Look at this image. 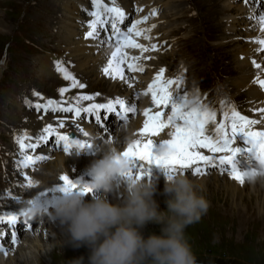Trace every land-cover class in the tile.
<instances>
[{"label":"rangeland","instance_id":"obj_1","mask_svg":"<svg viewBox=\"0 0 264 264\" xmlns=\"http://www.w3.org/2000/svg\"><path fill=\"white\" fill-rule=\"evenodd\" d=\"M55 1L0 0V19L5 20L6 25L10 27L8 32L3 33L0 31V192L5 191L4 193L12 198L18 196L17 193L20 189L21 199H24L23 194L26 195L25 197H29L31 190L32 194H39L40 190L45 187H39L38 189L34 187L42 185L47 181V178L53 179L58 172H64L65 169L70 168V165H73V160L70 158L64 167L65 169L61 166L56 167L57 163L54 161L49 163L47 168L43 166L33 171L35 174L27 173L22 170L20 151L17 150L19 149L18 143L12 138L8 127L19 123L14 118L17 116L13 113L15 106L14 108L11 107L12 104L8 98L9 95L14 94L15 90L19 93L28 92L29 94L32 91L31 85H34L40 92L43 91L40 95L41 98L46 99L48 96L52 98L60 95L56 99H62L63 95L59 89L71 87L72 81L65 79L64 75L60 77L58 71H56L53 79L47 77L44 81L39 72V66L44 57L50 55V57H55L60 61L62 66L73 76L76 71L73 59L67 60L64 45H57L56 40L59 38V33L55 22L51 21L49 24L51 17L47 16L48 10H53ZM155 1L157 2L156 6L162 8L160 18L166 21V24L160 27L159 32V35L164 34L166 36L165 40H158L160 45L163 46L161 49L159 48L161 52L154 50L156 55L159 54L158 59L156 57L154 60L158 69L156 73H160V69H164V72L168 71V74L174 75V81L180 78V87L187 94L202 96V98L210 96L207 103L214 105L216 113H224V108L231 109L232 107H235L242 115L252 111L254 105L247 89L242 90L240 93L236 92L238 88L234 84L233 77L235 76L229 73L235 67L232 50L224 46H217V43L225 34L224 24H222L224 18H222V14L216 12L223 1L173 0L174 2L170 7H164L161 0ZM190 4L196 7V13L191 12V9L187 11ZM173 7H177L178 11L183 8L181 19H175L177 9L171 10ZM181 15L179 16L181 17ZM163 16H166V18H163ZM52 25L56 27L53 31L51 30ZM45 32H48V34ZM50 33L57 39L53 40ZM157 39L158 37L155 40L156 42H158ZM57 48H61L62 51H59L58 54L52 53V51L56 52ZM186 76L189 77V81H187ZM22 81L24 84L29 85L27 86L29 90L22 89ZM103 81H95L94 78L88 77L82 80L81 84L87 86L90 91L100 93L101 96H97V99L102 100L109 98L111 95L108 87L109 82ZM101 82L102 85L99 87ZM93 86L96 88L94 89ZM69 93L73 99L79 101L82 97L80 93L84 92L70 90ZM203 94L206 95L203 96ZM25 117L32 128L37 125L34 130H38L43 126L37 115L26 112ZM23 120L24 118H22ZM123 128L125 127L120 129ZM123 130V133H127L128 129ZM38 132L41 131H36V133ZM7 133L11 138L6 135ZM115 140L116 143H120L119 137ZM123 140L120 147L126 144ZM12 164L19 174L21 172L26 177H31L32 180L37 178L36 186L27 185L28 183H25L22 178L21 182L23 181L25 185L21 188L22 185L17 180L18 176L13 177L14 181L17 180V182H11ZM86 166L88 167V165ZM86 166H83L84 168L76 173V177L85 171ZM160 182L162 181H158V185ZM208 183H211L210 180ZM211 185L206 187L205 190H207L203 193L209 202L207 211L199 220L187 225L185 228V237L191 245L197 264H264V185L257 182L254 184L256 187L253 189L245 184V188L235 193L225 189L223 185L217 187L218 189L214 185L212 188ZM255 189L257 190L255 191ZM197 191L199 192V189ZM44 195L41 194V196ZM153 198L159 204L160 210H166L168 194L164 192V187L156 189ZM36 226H32L34 231L38 228ZM161 227L155 222H148L141 231L147 237L152 233L160 234ZM52 233L54 234L48 236L41 247H33L31 250H27L26 254L22 253V255L16 253L12 259L7 256L5 264H67V261L80 256H84L87 260L90 252L89 248L86 245L78 248L73 247L68 242L64 227L62 233L59 234L58 231ZM23 237L24 235L20 237V242H22Z\"/></svg>","mask_w":264,"mask_h":264},{"label":"bare ground","instance_id":"obj_2","mask_svg":"<svg viewBox=\"0 0 264 264\" xmlns=\"http://www.w3.org/2000/svg\"><path fill=\"white\" fill-rule=\"evenodd\" d=\"M133 1H135L136 3L137 10L141 8L144 10V12L140 13L142 17H144L145 14H146L145 16L147 17L149 16L147 20H142L143 22L141 21L142 22L141 25L137 27L138 29L144 30L142 34L140 36H137L136 34L131 35L132 39H134L137 43L145 45V49L134 48L130 45H124L123 47H121V50L117 53V56L115 58H113L111 54L112 52L116 51V46L106 43L105 38L103 39V36H102V39L100 38V34L102 33V31H100L99 34L94 35L92 37L86 36V33L90 30V25L89 24L85 25V21L87 22L86 15L87 14L90 15V13L93 11L91 6L88 5L89 3H91V0H56L53 10H50V11L48 10V15H47L51 17L49 20V24L51 21H53L55 22L58 28L59 38L58 40H56L57 45L58 44L59 45L62 44V46L64 45V50L67 52V56H66L67 60L73 59V63L75 62L74 64L75 69H76L75 74L78 76L77 78L80 79V81L85 80L88 77H90L91 79L94 78L95 81L104 80L106 82H109L108 87H109V91L111 94L110 96L113 97L112 98L113 100H115L117 97L124 99L126 95L132 94L133 104H134L135 99L136 100L140 99L142 101L140 105H142L143 102L145 103V107L142 108V110L140 109L141 112L138 113V116L130 120L129 122H127L128 126L125 127L126 130L128 129L127 133L125 132L123 133L124 131L123 129L125 128L118 130L116 127L110 124V125H107L109 128V132L105 134L103 139L101 138L102 136L99 137L100 140L98 141L101 142L107 138V143H104V145L111 144L112 147H115L120 152H122L127 147L128 143H130L124 137H131L132 140L144 138L139 133V129L143 127V121L145 119L143 115V110L145 108H150L152 111L157 110V107L152 103L151 98H145V96L137 94V89L142 91L144 95L150 93L148 91V87L152 83V81L155 80L154 77L157 74L156 72L158 71L157 63H155L154 60L159 54L156 55L154 50L160 51L161 45L158 40L166 39V36L164 34L159 35L160 29H161L160 27L162 25H165L166 21L165 19L160 18V16L162 15V8H158L156 6L157 2L155 0H115L114 4H113V0H107L109 7L118 6V7H121L122 9L126 8L128 15H129L128 11L134 13L133 9L135 6L134 4H132ZM241 1L242 0H226V1L224 0L220 8L216 10V12L222 15L229 13L225 17V21L222 23L224 24L223 26L225 29V34L219 40V42L217 41L218 42L217 46H224V47L229 48V50L230 49L232 50L231 52L234 55L233 63L235 67H234V70L229 71V73L230 75L236 77V78L233 77L234 84L238 88L236 92L240 93L242 92V90L247 89V93H249L248 95H250V98L252 99L251 102L254 105L252 111L248 112L245 116H248L249 119H254L258 121L256 125L252 126L254 129L264 130V111H256V109H264V87H261L256 82L257 78L264 79V45L259 43L260 40H264V23L260 22L259 19L256 18L255 14H257V12H255L254 9L251 8L253 7L254 4L250 6H244L243 4H236L237 2H241ZM260 1L261 0H254V3H259ZM173 2H174L173 0H167V1L161 0V4H163L164 7H170V5L173 4ZM175 9H177V7H173L171 10H175ZM183 11H184L183 8L180 11H178L177 9V11H175V14H176L175 19H178V20L181 19L182 18L181 13ZM102 12H103L102 17L104 15L105 16L109 15L104 10H102ZM179 15H181V17ZM130 16H131V13H130ZM133 18L134 20L135 19L137 21L139 20L138 17L137 18L133 17ZM163 18H166V16L165 17L163 16ZM5 22H6L5 20L0 19V31L3 33L8 32V30L10 29V27H8ZM53 29H56V27H53L52 25L51 30L53 31ZM45 33L48 34V32H45ZM157 37H158L157 39L158 42L155 41ZM52 39L54 40L57 38L53 37ZM153 44L156 45L155 48L152 47ZM59 51H62V49L57 48V51H56L57 53L53 51L52 53L58 54ZM50 56H45L44 60L39 66V72L42 76L43 81L47 77L53 79L57 71L56 58L50 57ZM121 57H123L122 60H121ZM109 60H113V67H115L117 63L119 64V67L122 70V74L120 76H117L115 74L110 75L104 72V68L108 67ZM253 61H255V63H253ZM130 63L135 65L134 69H131V70L129 69L128 65ZM256 64H260L261 67L258 69L256 67ZM254 71L256 72L253 73ZM109 72H112V68L109 69ZM58 74L60 75V77L63 76V74L59 71H58ZM161 79L166 80V79H172V78H170V74H168V71H165L162 73ZM79 83L81 84V82ZM37 84H38V81H37ZM21 85L23 88L29 86V85L24 84L23 81L21 82ZM101 85H102V82L100 83L99 87H101ZM31 86H33L32 88H34L35 90L37 89L34 87V85H31ZM95 88L96 87H94V89ZM170 89L171 91H173L174 95L176 94L182 95L185 92L184 90H181L180 88L178 89L176 87V84H174L172 88ZM67 90H69L68 95H67L68 99H70L69 98L70 90L72 91L79 90L82 92L90 91V89H88L87 86L80 88L79 85L74 86V87L71 86ZM17 92L19 93V91L15 90L13 92L14 93L13 95H9L11 104H14L15 106V100L17 102V105L14 108L15 110L17 109V111L13 112L15 113V115H17L16 117H14L15 119H19L18 116H20L21 114H24L23 110H21L22 109L21 105L29 103L28 100L21 98V96H16ZM125 93L127 94L124 95ZM146 97H151V95H148ZM188 97L189 99H192L193 95L188 94ZM208 98H210V96H206V97L204 96V98H200V101L201 103L206 102L205 105H208L214 110V107H213L214 105L212 106V105L207 104L209 100ZM97 100L100 102H106L108 99L105 101L103 100L101 101V99H97ZM23 101H26V102L22 103ZM34 101H38V100L34 99ZM80 101L83 104V106H81L82 107L81 109H84L85 108L84 106H87L89 103L88 100L85 102V100L82 98L80 99ZM52 107L56 108L54 106ZM65 108H68V107H65ZM224 109H225L224 112L230 111V109L228 108H224ZM63 111L64 110H61V112L60 110H53L52 113H54L55 116H61ZM72 111L75 115V108ZM165 111L167 112L168 109H166ZM65 112L67 113V111H64V113ZM81 116L84 117L83 114L80 115L79 117L75 115L77 119H79ZM223 118H224L223 113L217 112V121H221L223 120ZM63 124L65 127H71V128H77V125H78L79 129H83V131L77 130V132L80 131L81 134L83 135L85 132L88 134L91 133L94 137L95 135L98 134V132L96 131L91 132L92 129L95 127L94 125L86 124L83 121L80 122L76 120L74 121L71 119H67L66 121H63ZM23 126H26V125H23ZM213 127H214L213 125L211 124L209 125L208 127L209 135L215 134L213 131ZM71 128H68V129L66 128V129L67 131H71L69 130ZM15 131L16 130H12L11 133ZM171 131H172L171 128H167L164 131H162L159 136L154 137V139L157 141H159L160 139H169L171 138L170 137ZM112 134L114 135L110 136ZM25 135H28V133H25L24 136ZM83 135L80 137L78 136L77 138L84 140ZM118 137L120 138V143L117 142L118 143L117 144L115 139ZM122 140L126 142V145L124 147H120L122 144ZM40 144L42 146H45V142L43 141H41ZM37 147H40V146H37ZM73 147L68 152H65V151L55 152L54 155H51L52 162L55 161L57 163V166L55 165L56 167L61 166L63 169H65L64 167L66 166L67 162H69L70 158H72L73 160V165H70V168L65 169L64 172L62 171L58 172L57 176L53 177V179L47 178V181L43 183L44 186L42 184L40 186L34 187L35 189H38L39 187H42V188L45 187L44 190L42 189H41L42 191L40 190V193L37 194L38 196L35 195L32 197L34 198L37 196L36 203L38 205L39 203H42L46 199L47 201H49L50 199L51 201L53 200L59 201L60 196L63 194V191L60 188H58L56 185L62 183V181L60 180V176L62 174H68L73 180H80L82 182H88L90 180V177L87 175V172H86V169H87L86 165H89L90 162L96 158L97 156L96 149H94L93 152L91 151V152H87L83 154L81 152L75 151L76 156L69 157L71 151H73ZM58 148L60 149V146ZM200 150L203 151L206 155H212V153H210L207 149H200ZM26 153L29 156H33V157L35 156L31 154L32 153L31 151H27ZM222 154L223 153H217L216 155H222ZM22 155L23 154L20 155L21 161H23L24 159ZM22 165L24 169H27V167L24 164ZM30 165H33V164H30ZM83 166H86L85 171L83 170L84 172L82 171L83 173L79 177H76L77 176L76 173L79 172L80 169L82 170V168H84ZM45 167L47 168V166ZM244 167H253V166L248 165ZM215 169H219V170H215ZM225 169H227V167ZM155 170H158L162 174H157ZM25 171L29 174H35V172L33 171H29V170H25ZM39 173H41V171H39ZM152 173L153 175L150 177L149 180H153L155 182L156 189H158L159 187L161 188L164 187L166 175L163 169L160 167L153 166ZM18 174H19L18 171L16 170L15 166L12 164L11 178H13L14 175H18ZM183 174L184 175L189 174L188 176L187 175L186 176L194 181V183L197 186V190L199 189V192L202 195H204L203 193L207 190V189L205 190V188L208 187L210 184H212L211 187L214 185L216 186V188L219 187L220 185H223L225 189L231 190L234 193L245 188V184L246 186H251L253 189L254 187H256V185L254 186V184L257 182H260L261 185H264V177L259 178L254 183L249 182L248 179L246 178L245 183L241 184L237 180L229 176L228 173L222 172L219 166L213 167L209 165L206 169L202 170L201 174H190L189 172H186V171ZM145 179H148V178L145 177ZM12 180L14 181V179ZM209 180L211 183H208ZM23 181H25V183H28V179H23ZM33 181L34 183L32 185H35L38 179L36 178ZM158 181H162V182H160V184L158 185ZM56 190H59V191H56ZM256 190L257 189H255V191ZM41 194H45V195L41 196ZM122 195H123V191L120 189V187H118L116 190L108 194V199L110 200V202L119 203ZM23 196L25 197L26 195L23 194ZM85 196L86 194L84 195V198L86 200L91 199L92 194L89 193L86 197ZM12 203L13 202H11L10 204V209H8L7 208L8 206L5 205V201L1 202L0 200V215H2L3 213L5 214V212L7 211H14L12 208L21 207V206H17L16 204H12ZM0 224H3V221L0 222ZM34 225H36V223ZM63 227L64 226L60 225L58 221H56L53 217L49 221H47L44 226H38L36 231H34L32 227H30L28 231H26L25 233L23 231L22 233L19 227L16 241L13 243L11 237H9L8 235H7V238H4L6 228L4 226H0V238L2 237V239H0V242L1 240L5 241V243H3V249L0 250V264L6 263L7 256L9 257V259H12L13 257H15L16 253H19L22 255V253L26 254L27 253L26 251L33 249V247L34 248L41 247L43 243L45 242V239H47L48 236H51L52 234H54L52 232L58 231L59 234L62 233ZM12 232H15V229H13ZM22 235H24V237H23L22 242H20V237Z\"/></svg>","mask_w":264,"mask_h":264},{"label":"snow or ice","instance_id":"obj_3","mask_svg":"<svg viewBox=\"0 0 264 264\" xmlns=\"http://www.w3.org/2000/svg\"><path fill=\"white\" fill-rule=\"evenodd\" d=\"M248 2V0H246ZM115 0H113V4ZM94 10L90 13L94 19L87 21L90 25V30L86 33V36L92 37L97 35V25L104 24L102 20V10L106 11L109 15L115 14L121 21L124 19L125 13L121 7L112 6L104 3V0H92ZM148 17L144 16L141 20L134 22L126 32L121 33L117 28V22L114 19L111 22L113 34L117 36L116 51L112 52V57L115 58L117 53L124 45H130L134 48L145 49V45L137 43L132 39L130 33L135 32L137 36H140L144 30L138 29L137 25L142 20H147ZM259 21L264 23V13L258 17ZM264 45V40L259 41ZM156 47L155 44L152 45ZM123 57H121V60ZM255 63V61H253ZM57 70L60 71L65 79H70L74 87L79 85L83 88L84 85L80 84L75 77L62 66L60 61H56ZM129 69H134L135 65L129 64ZM259 69L260 64H256ZM112 68V72L109 69ZM142 70V69H141ZM104 72L108 74H115L120 76L122 70L117 63L113 67V60L108 61V67L104 68ZM164 69L160 70L155 80L148 87V91L151 93L152 103L157 107L156 111H152L150 108L143 110L145 117L143 121V127L139 129L143 139H135L128 143L127 147L120 153L127 158L129 162V168L125 173H122L123 177H150L153 175V166H159L163 169L166 177H171L175 174H183L185 171L190 174H201L203 169H206L209 165L216 167L219 166L221 171H224L227 167L228 174L239 183H245L250 172H256V166L244 167L241 169L239 166L238 157L243 154L246 155L249 161L253 165H264V130L254 129L252 126L258 123L257 120L249 119L248 116L242 115L239 111L232 107L230 111L223 113V120L217 121V113L208 105L201 103L198 96L194 95L192 99H189L187 92L181 94H173L170 91L169 86L176 84L177 88L180 87V78L178 80H162L161 75ZM261 87H264V79L257 78L256 81ZM60 93L63 94L67 91V88H60ZM39 96V93H34ZM82 99H91L88 95H83ZM56 104L53 100H48L47 104H37L36 108L43 107L47 110L50 106ZM119 105V110L117 109ZM106 109L108 114H115L117 117L127 119V113L136 111L134 104L128 105L125 100L117 97L115 100H109L107 103L90 104L87 109H81L75 107V115L79 117L81 111L88 113L96 112L95 121L98 124H106V121L101 119V115L98 110ZM168 109L166 112L165 110ZM64 111H72L73 106L63 109ZM256 111H264V109H256ZM213 125L214 135L208 134L209 125ZM61 127H63V121H61ZM77 128L79 126L77 125ZM167 128H171L169 139L155 140L157 137ZM83 131V129H79ZM105 131H108L105 128ZM44 132L49 136L55 132V143L57 145L63 144V150L68 152L73 146L82 150L85 148H92L94 146L87 140L74 138L67 132L55 131L51 124L47 125ZM85 136L88 133H84ZM42 140H47V136L40 137ZM18 141L21 149L36 148L35 144H25L22 137H18ZM237 141H243L246 147L234 146ZM200 149H207L212 155H206ZM217 153H223L222 155H216ZM43 159L42 156H29L24 155L23 161L20 163L27 166ZM147 165V167H146ZM62 183L56 186L62 191H66L69 188L80 189L82 188V194H94L87 182L80 180H73L70 175L62 174L60 176ZM34 181L31 177H28V185H32ZM11 195V193H9ZM36 201H30L34 203ZM18 213L5 212L0 215V221H8L10 224H15L18 220ZM17 234L12 232L11 239L14 243L16 241Z\"/></svg>","mask_w":264,"mask_h":264},{"label":"clouds","instance_id":"obj_4","mask_svg":"<svg viewBox=\"0 0 264 264\" xmlns=\"http://www.w3.org/2000/svg\"><path fill=\"white\" fill-rule=\"evenodd\" d=\"M120 153L111 144L97 146V156L86 169L91 199H84L82 188H69L60 196L52 217L64 226L73 247L86 245L90 250L87 260L80 256L67 264H197L185 228L207 211L206 197L192 179L178 173L165 178L167 208L160 210L153 198L155 182L123 177L129 162ZM256 168L248 174L249 182L264 177V165ZM118 187L122 200L110 202L108 194ZM39 208L34 202L29 211L34 214ZM148 222L161 225L160 234L145 237L141 229Z\"/></svg>","mask_w":264,"mask_h":264}]
</instances>
